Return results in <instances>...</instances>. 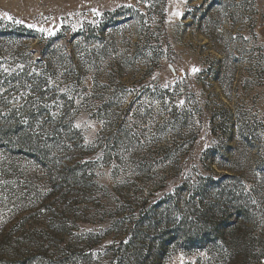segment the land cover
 <instances>
[{
  "label": "rangeland",
  "instance_id": "374dc122",
  "mask_svg": "<svg viewBox=\"0 0 264 264\" xmlns=\"http://www.w3.org/2000/svg\"><path fill=\"white\" fill-rule=\"evenodd\" d=\"M0 264H264V0H0Z\"/></svg>",
  "mask_w": 264,
  "mask_h": 264
},
{
  "label": "snow or ice",
  "instance_id": "6c2138e0",
  "mask_svg": "<svg viewBox=\"0 0 264 264\" xmlns=\"http://www.w3.org/2000/svg\"><path fill=\"white\" fill-rule=\"evenodd\" d=\"M94 11H95V10H94ZM192 71H193V72H196V71H198V69H196V68H193V69H192Z\"/></svg>",
  "mask_w": 264,
  "mask_h": 264
},
{
  "label": "trees",
  "instance_id": "16d2710c",
  "mask_svg": "<svg viewBox=\"0 0 264 264\" xmlns=\"http://www.w3.org/2000/svg\"><path fill=\"white\" fill-rule=\"evenodd\" d=\"M243 17H244V15H241V14L239 15V14H238V18H243Z\"/></svg>",
  "mask_w": 264,
  "mask_h": 264
}]
</instances>
